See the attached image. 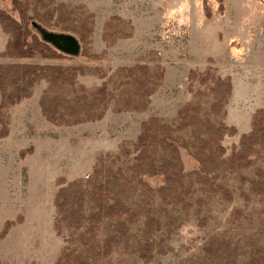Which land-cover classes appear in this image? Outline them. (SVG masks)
Segmentation results:
<instances>
[{
  "label": "rangeland",
  "instance_id": "1",
  "mask_svg": "<svg viewBox=\"0 0 264 264\" xmlns=\"http://www.w3.org/2000/svg\"><path fill=\"white\" fill-rule=\"evenodd\" d=\"M57 2L69 8L82 5L95 16L90 53L99 60L81 54L25 62L78 68L82 72L78 86L87 89L109 82L120 68L136 65L160 67L164 77L144 113L115 112L111 105L99 121L58 126L41 114L39 102L48 88L45 82L32 89L29 99L6 111L8 136L0 138V264H57L67 241L84 254L85 249L73 241L76 234L64 230L58 236L55 230L58 181L85 179L99 160L117 154L122 143L135 142L142 124L151 118L171 122L185 105L199 100L198 96L208 109L216 79H230L232 91L220 117L209 111L206 116L237 132L224 138V158L235 150L242 135L251 132L256 113L264 112V0ZM0 11L19 20L13 0H0ZM106 28L113 37L122 33L130 37L118 38L111 46L103 40ZM8 40L0 27V54ZM11 62L0 57V65ZM192 73L196 76L193 81ZM182 155L187 171L197 168L187 152ZM254 162L243 176L253 179L256 169L264 171V148H259ZM224 175L221 182L234 193L231 203L217 196L201 210L193 207L183 212L167 207L168 212L161 213L163 206L158 201L151 205L139 202L162 223L155 242L164 240L167 245V255L149 264L199 262L201 248L212 236L231 239L235 249L245 254L244 264L255 252L246 246L250 241L264 252V195L253 196L250 185L241 186L236 173ZM148 183L157 186L161 180ZM237 211L242 212L239 219L234 216ZM202 219L206 220L203 227L199 226ZM107 236L102 227L100 241ZM136 241L132 237L129 251L122 245L96 264H145L135 252Z\"/></svg>",
  "mask_w": 264,
  "mask_h": 264
},
{
  "label": "trees",
  "instance_id": "2",
  "mask_svg": "<svg viewBox=\"0 0 264 264\" xmlns=\"http://www.w3.org/2000/svg\"><path fill=\"white\" fill-rule=\"evenodd\" d=\"M13 2L19 20L0 11V27L9 37L0 57L13 61L0 65L1 139L8 136L6 111L29 99L32 89L41 82L48 84L39 102L41 114L58 126L99 121L111 105L115 112L148 111L150 99L164 77L162 68L146 65L120 68L100 87H79L77 79L82 72L78 68L25 61L73 57L48 43L44 33L73 36L80 45L79 55L99 60L90 53L95 16L82 5L69 8L57 0ZM113 34L106 28L103 36L111 46L118 38L130 37L126 33L120 37H113ZM194 79L196 76L192 73L190 80ZM231 91L230 79H216L211 89L213 101L208 109L198 96L199 100L185 105L171 122L151 118L142 124L135 142L122 143L117 154L99 160L85 179L70 183L59 180L55 230L58 236H62L64 230L76 234L73 241L83 247L85 253H79V249L67 241L57 264L99 263L110 258L122 245L129 251L132 237L137 239L135 252L145 264L165 257V241L155 242L162 231V223L157 216L147 213L139 202L151 205L158 201L163 206L161 213L168 212L167 207L183 212L193 207L201 210L211 197L217 196L231 203L234 193L221 182L228 172L239 175L241 186L249 184L253 196L264 195L263 170L256 169L253 179L243 176L244 171L254 167L259 148H264V112L256 113L251 132L241 136L228 158H224L226 152L222 143L226 136L236 134V129L224 122L213 123L206 116L209 111L211 116L220 117ZM183 151L197 163L196 169L186 170ZM157 179L161 180L160 185L148 183ZM241 215L242 212L237 211L234 216L239 219ZM205 223L202 219L199 226ZM102 227L108 236L100 241ZM246 246L255 249L247 264H264L261 248L252 241ZM201 252L203 258L192 264H244L245 254L235 249L231 239L212 236Z\"/></svg>",
  "mask_w": 264,
  "mask_h": 264
},
{
  "label": "water",
  "instance_id": "3",
  "mask_svg": "<svg viewBox=\"0 0 264 264\" xmlns=\"http://www.w3.org/2000/svg\"><path fill=\"white\" fill-rule=\"evenodd\" d=\"M44 39L55 47L58 51L69 55L77 56L80 54V45L77 39L70 35L44 33Z\"/></svg>",
  "mask_w": 264,
  "mask_h": 264
}]
</instances>
